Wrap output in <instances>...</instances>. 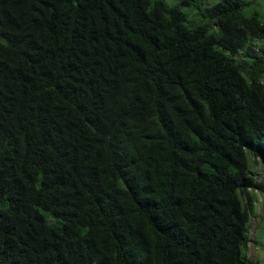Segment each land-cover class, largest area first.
<instances>
[{
  "label": "trees",
  "instance_id": "trees-1",
  "mask_svg": "<svg viewBox=\"0 0 264 264\" xmlns=\"http://www.w3.org/2000/svg\"><path fill=\"white\" fill-rule=\"evenodd\" d=\"M248 4L0 0V264H257Z\"/></svg>",
  "mask_w": 264,
  "mask_h": 264
},
{
  "label": "rangeland",
  "instance_id": "rangeland-1",
  "mask_svg": "<svg viewBox=\"0 0 264 264\" xmlns=\"http://www.w3.org/2000/svg\"><path fill=\"white\" fill-rule=\"evenodd\" d=\"M248 1L249 4L243 9V12L245 14H249L251 10H257L259 13V19L264 23V0ZM183 10L187 11L186 8H183ZM263 169L264 165L262 163L257 164L255 167V175L257 178L261 173H263ZM256 197L257 202L255 216H253L249 221L248 259L250 263H252V261H256L257 264H264V202L258 193H256ZM255 238L258 240V243L253 241Z\"/></svg>",
  "mask_w": 264,
  "mask_h": 264
}]
</instances>
